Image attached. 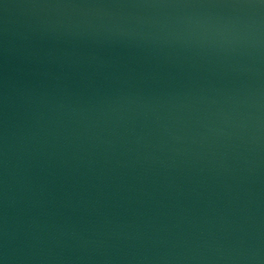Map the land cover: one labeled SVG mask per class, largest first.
I'll return each instance as SVG.
<instances>
[{
  "label": "water",
  "instance_id": "water-1",
  "mask_svg": "<svg viewBox=\"0 0 264 264\" xmlns=\"http://www.w3.org/2000/svg\"><path fill=\"white\" fill-rule=\"evenodd\" d=\"M0 264H264V0H0Z\"/></svg>",
  "mask_w": 264,
  "mask_h": 264
}]
</instances>
